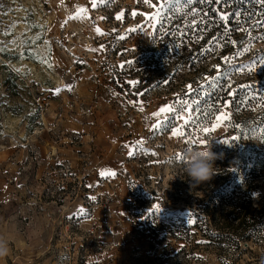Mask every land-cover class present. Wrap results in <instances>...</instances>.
<instances>
[{
	"label": "rangeland",
	"instance_id": "1",
	"mask_svg": "<svg viewBox=\"0 0 264 264\" xmlns=\"http://www.w3.org/2000/svg\"><path fill=\"white\" fill-rule=\"evenodd\" d=\"M263 175L264 0H0V264H264Z\"/></svg>",
	"mask_w": 264,
	"mask_h": 264
},
{
	"label": "clouds",
	"instance_id": "2",
	"mask_svg": "<svg viewBox=\"0 0 264 264\" xmlns=\"http://www.w3.org/2000/svg\"><path fill=\"white\" fill-rule=\"evenodd\" d=\"M221 153L213 151L212 143L206 147H192L186 151L182 160L183 170L190 178V183L199 185L211 180L217 173L216 160ZM7 249L0 246V255L6 254Z\"/></svg>",
	"mask_w": 264,
	"mask_h": 264
},
{
	"label": "trees",
	"instance_id": "3",
	"mask_svg": "<svg viewBox=\"0 0 264 264\" xmlns=\"http://www.w3.org/2000/svg\"><path fill=\"white\" fill-rule=\"evenodd\" d=\"M261 178L264 180V175ZM255 212L256 210L252 206H242V211H240L238 210V206L232 205L229 210H225V212H223L222 217L225 219L221 222V225L232 229L229 234L234 236L235 241L248 238L253 232H257V234L263 238L264 231H262V229H264V205L259 212ZM214 215L213 219L216 225H220L218 223V217H220V214L216 212ZM229 215H233L230 220L229 218L227 219V216Z\"/></svg>",
	"mask_w": 264,
	"mask_h": 264
},
{
	"label": "snow or ice",
	"instance_id": "4",
	"mask_svg": "<svg viewBox=\"0 0 264 264\" xmlns=\"http://www.w3.org/2000/svg\"><path fill=\"white\" fill-rule=\"evenodd\" d=\"M97 31H99V29H97ZM165 110H168V111H171L172 109H171V106H167V108L165 109V108H162L160 111H165ZM154 115H156L155 113H154ZM205 131H208V129H204ZM132 153L130 152L129 153V155H131ZM105 174V172H101V175H104ZM107 174H110V175H114L115 173H107ZM155 209L158 211L159 210V205L157 204V205H155Z\"/></svg>",
	"mask_w": 264,
	"mask_h": 264
},
{
	"label": "bare ground",
	"instance_id": "5",
	"mask_svg": "<svg viewBox=\"0 0 264 264\" xmlns=\"http://www.w3.org/2000/svg\"><path fill=\"white\" fill-rule=\"evenodd\" d=\"M20 21H21V20H20ZM20 23H21V28L24 27V23H23V21H21ZM21 28H20V29H21ZM20 31H21V30H20ZM13 65L16 66V67H17L18 69H20V70H24V65H19V64L16 63V62H14ZM57 81H58V80H57Z\"/></svg>",
	"mask_w": 264,
	"mask_h": 264
}]
</instances>
